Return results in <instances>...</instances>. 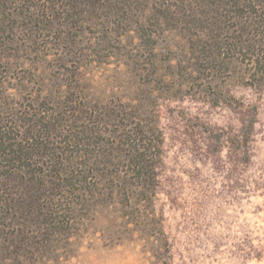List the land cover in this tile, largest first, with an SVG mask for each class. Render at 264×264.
<instances>
[{"label":"rangeland","instance_id":"rangeland-1","mask_svg":"<svg viewBox=\"0 0 264 264\" xmlns=\"http://www.w3.org/2000/svg\"><path fill=\"white\" fill-rule=\"evenodd\" d=\"M0 264H264V0H0Z\"/></svg>","mask_w":264,"mask_h":264}]
</instances>
